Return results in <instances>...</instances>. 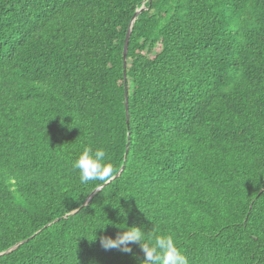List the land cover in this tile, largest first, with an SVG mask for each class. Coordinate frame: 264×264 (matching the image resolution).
Wrapping results in <instances>:
<instances>
[{
    "label": "trees",
    "instance_id": "1",
    "mask_svg": "<svg viewBox=\"0 0 264 264\" xmlns=\"http://www.w3.org/2000/svg\"><path fill=\"white\" fill-rule=\"evenodd\" d=\"M125 225L264 264V0H0V264H141Z\"/></svg>",
    "mask_w": 264,
    "mask_h": 264
},
{
    "label": "clouds",
    "instance_id": "2",
    "mask_svg": "<svg viewBox=\"0 0 264 264\" xmlns=\"http://www.w3.org/2000/svg\"><path fill=\"white\" fill-rule=\"evenodd\" d=\"M72 167L79 174L81 183L89 181L109 182L112 178L113 167L106 161V153L102 149L85 146L79 156L73 161ZM116 239L104 237L101 243L105 248L120 247L123 251L131 252V243H139L144 259L141 264H189L188 258L177 246L170 235H158L145 243L147 233L136 226L127 227Z\"/></svg>",
    "mask_w": 264,
    "mask_h": 264
},
{
    "label": "water",
    "instance_id": "3",
    "mask_svg": "<svg viewBox=\"0 0 264 264\" xmlns=\"http://www.w3.org/2000/svg\"><path fill=\"white\" fill-rule=\"evenodd\" d=\"M148 3H150L151 0H147ZM145 8L143 6H141L133 15L130 23H129V26H128V29L126 31V34H125V37H124V43H123V48H122V66H123V78L125 80V61H126V53H127V46H128V39H129V36H130V32H131V27H132V24L135 20V18L138 16V14L140 12H142ZM124 98H125V101H124V106H125V111H126V123L128 124V106H127V87L126 85L124 84ZM122 170V167L119 169V171L117 172V174L113 177H117L119 172ZM111 178V179H113ZM101 187H98L96 190L100 189ZM95 190V191H96ZM88 200V199H87ZM86 200V201H87ZM13 249V248H12ZM11 249V250H12Z\"/></svg>",
    "mask_w": 264,
    "mask_h": 264
}]
</instances>
